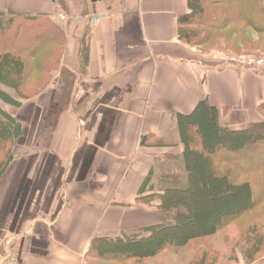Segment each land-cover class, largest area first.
<instances>
[{"label":"crops","instance_id":"crops-1","mask_svg":"<svg viewBox=\"0 0 264 264\" xmlns=\"http://www.w3.org/2000/svg\"><path fill=\"white\" fill-rule=\"evenodd\" d=\"M0 10L41 14L59 33L56 46L40 40L61 48L47 87L4 107L20 134L0 176V264H84L93 238L162 221L139 190L159 158L181 154L176 112L205 98L221 125L264 120V67L216 63L181 41L186 0H0Z\"/></svg>","mask_w":264,"mask_h":264},{"label":"trees","instance_id":"trees-1","mask_svg":"<svg viewBox=\"0 0 264 264\" xmlns=\"http://www.w3.org/2000/svg\"><path fill=\"white\" fill-rule=\"evenodd\" d=\"M237 1L186 0L188 11L177 17L178 38L191 46L200 45L203 44L202 39L207 36L202 37L203 35L210 33L211 30L231 25L232 20L264 31V0H254L255 2L248 0L246 6L236 8ZM3 17L6 18L5 23L11 18L10 24L5 28L2 26ZM37 22L42 26V31L38 30L39 34H42L40 39H50L56 46L59 30L52 21L43 19L41 14L28 15L0 10V73L11 75L16 82V86L10 85L13 91L0 84V102L3 104L16 108L21 105V99L24 98L20 94L22 75L27 70L25 59L35 57L46 46L43 45V41L39 42L40 39L33 40L39 44L25 51L15 46V37L8 40L7 35L10 33V28L15 30L19 27L17 37H20V40L35 39L37 34L35 35L36 30L33 29ZM50 51L51 49H47L45 54L52 55ZM39 69H42V65ZM6 83L4 81L3 84ZM175 129L178 143L181 145V154L177 160L178 165L182 167L180 172L178 171L181 174L168 175L167 184L158 188L153 196L157 198L158 195L160 198L157 209L165 213H174L172 221L163 220L131 234L95 237L90 242L86 257L101 262L142 264L145 260L158 256L168 247L184 248L194 241L215 234L223 223L249 212L257 203L264 206L262 191L264 184H260L261 199L256 200L254 197L256 189L250 179L237 181L231 172L232 169L220 171L213 165V157L220 155L221 161H230V166L235 171L246 165V163L237 164V160H240L241 155H247L250 162L247 163L248 168L254 167L258 168L255 171L264 172L262 164L254 161L255 153L260 154V150L255 151L254 154L248 152V148L251 147H259V149L261 146L264 147V120L248 123L241 129L221 125L217 107L209 104L204 98L199 100L190 112L175 113ZM19 134V123L9 112L0 107V147H2L0 176L12 159L11 147L14 138ZM145 141L142 139L141 144H145ZM151 175L152 172L142 183L139 194L143 193L146 180ZM192 180L195 181L193 185ZM150 194H145L141 198L150 197ZM261 239L259 235L248 233V238L245 240L251 246H247V250L244 251L243 256L246 261L253 260L252 249L258 247ZM196 256L197 259L200 258L201 264H211L217 257L202 247Z\"/></svg>","mask_w":264,"mask_h":264},{"label":"rangeland","instance_id":"rangeland-1","mask_svg":"<svg viewBox=\"0 0 264 264\" xmlns=\"http://www.w3.org/2000/svg\"><path fill=\"white\" fill-rule=\"evenodd\" d=\"M247 4L248 0H238L236 8H239L241 6L244 7ZM236 17L232 18L235 20ZM5 19L6 18L3 17V28L7 27L11 22L10 18L9 22L5 23ZM33 30H36L35 35L37 34L35 39L20 40V37H17L19 27L15 30H12V28H10V33L7 35V39L10 40L15 37V46L20 47L22 50L29 51L33 46L39 44V42L41 41L40 40L37 43L33 41L39 40L40 36L42 35L39 34L37 28H34ZM209 32L210 33L202 36L205 37L207 35L202 39L203 44L195 46L200 50V53L204 54L205 56L214 58L216 60V63L224 64L228 60H230L229 62L232 64H243V66H245V64L248 65L249 63L251 65H248L246 67L251 69H260L251 66L254 65L253 63L256 59H262L264 62V31L262 29L259 31L257 29H254L253 27L247 26L243 22L232 20L231 25L229 24L224 28L215 29L213 31L211 30ZM44 44L45 43H43V45ZM47 49H51L50 52L52 53V55L45 54V51ZM60 52V47L53 48L51 46H45L44 50L40 52V56L36 55L35 57H27L25 59L27 70H25L22 75L23 81L21 83L20 94L24 98L21 99V103L26 99L36 98V95H38L47 87V85L53 78L52 75L58 69ZM40 65H42L41 70L39 69ZM37 66H39V68H37ZM261 66L264 67V64ZM4 81L7 82V85L3 84ZM0 84L7 87L9 91L10 89L13 91L10 85L16 86L14 78L4 72L0 73ZM0 107L4 108L6 107V105L0 102ZM12 108L6 107L7 110H10ZM174 142V140L171 142H164L160 140L157 141V144L174 145ZM0 150L2 151V147H0ZM258 150H260V154L255 153V151ZM248 152L253 154L255 153L256 156L254 158V161H256L257 163H261L264 168V147L261 146V149H259V147H251L248 148ZM213 158V165L216 166L217 170L223 171L226 169H232L231 172L237 181L244 180L246 178L250 179L251 183L256 189L254 190V197L256 198V200L261 199L259 198V192L261 191L260 184H264V172L263 170L255 171V169L258 168L254 167L248 168L247 163L250 162H248L247 155H241L240 160H237V164L246 163V165L244 167H240L241 169H236L235 171L234 168L230 166V161H221L220 155H216V157ZM177 160L178 157L174 155H166L164 159L159 158L157 162L158 164L155 165L152 170V175L143 187V193L150 192L151 194L150 197L147 196L144 199L140 198V200L144 201L146 204L153 206V208L155 206L154 210L158 215V220L161 219L162 221H172L174 213L167 212V214L164 211L157 209V206L160 204V198L158 197V195L157 198H154L153 196L155 195V192L158 190V188H161L162 186L167 184V181L169 179L168 175L175 176L176 174H181L179 172L180 168L182 167L180 166V164L178 165ZM184 184L185 180L183 181V185ZM193 184H195L194 180H192V185ZM178 186L181 187L182 185ZM262 191L264 192V189ZM161 215H164L165 217H162ZM187 228L189 229V226ZM180 230H182V227L180 228ZM248 233H251L252 235H259L262 238L261 243H259L258 247L252 249L251 253L253 260L251 262L246 261L243 256L244 251L247 250L246 247L251 246V244H249L248 241L245 240L246 238H248ZM200 247L205 249V251H209L210 253L212 252L217 255L216 260L212 261L211 264H252L256 260L264 258V206H262L260 203H257L249 212L236 219L229 220L223 223V225L215 234L201 240L194 241L184 248L168 247L162 250L158 256L152 259H147L142 264H201L200 258L197 259L196 256L197 252H200ZM86 262L87 263L84 264H121L113 262L103 263L95 259H89Z\"/></svg>","mask_w":264,"mask_h":264},{"label":"built area","instance_id":"built-area-1","mask_svg":"<svg viewBox=\"0 0 264 264\" xmlns=\"http://www.w3.org/2000/svg\"><path fill=\"white\" fill-rule=\"evenodd\" d=\"M249 60H251V59H249ZM254 65H252L251 67H257V68H261V67H263V66H261V65H263L264 64V62H263V60L262 59H256L255 60V62L253 63ZM242 66H243V64H241ZM248 65H251V64H249L248 63ZM247 64H245V67L246 66H248ZM258 66H260V67H258ZM83 264V263H82Z\"/></svg>","mask_w":264,"mask_h":264},{"label":"water","instance_id":"water-1","mask_svg":"<svg viewBox=\"0 0 264 264\" xmlns=\"http://www.w3.org/2000/svg\"><path fill=\"white\" fill-rule=\"evenodd\" d=\"M89 1L93 3V2H96V1H99V0H89Z\"/></svg>","mask_w":264,"mask_h":264}]
</instances>
